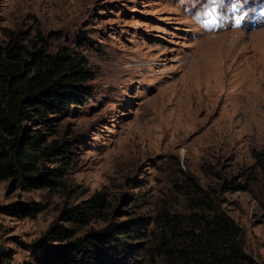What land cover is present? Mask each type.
<instances>
[{"label":"rangeland","instance_id":"374dc122","mask_svg":"<svg viewBox=\"0 0 264 264\" xmlns=\"http://www.w3.org/2000/svg\"><path fill=\"white\" fill-rule=\"evenodd\" d=\"M202 3L0 0V42L20 32L49 54L78 52L93 75L91 97L44 131L45 147L73 144L43 163L66 164L64 175L43 189L0 182L1 263L37 264L50 227L75 229L65 215L99 193L106 207L76 237L140 220L132 263L161 264L163 215L199 214L193 199L207 194L241 229L246 255L264 264V177L253 158L264 149V25L205 27Z\"/></svg>","mask_w":264,"mask_h":264},{"label":"trees","instance_id":"16d2710c","mask_svg":"<svg viewBox=\"0 0 264 264\" xmlns=\"http://www.w3.org/2000/svg\"><path fill=\"white\" fill-rule=\"evenodd\" d=\"M5 36L0 42V182L17 178L29 189L48 188L64 175L66 164L48 169L44 160L64 158L73 144L45 147L44 131L91 97L93 75L78 52L62 49L52 55L20 32ZM253 158L264 177V149ZM193 202L199 214L163 215L155 241L161 264H257L244 252L241 229L213 198L201 194ZM105 207L106 197L98 193L72 208L65 220L75 229L51 226L42 240L50 245L37 246V264H136L128 257L134 255L132 240L144 225L140 220L111 223L76 237L78 228Z\"/></svg>","mask_w":264,"mask_h":264},{"label":"snow or ice","instance_id":"6c2138e0","mask_svg":"<svg viewBox=\"0 0 264 264\" xmlns=\"http://www.w3.org/2000/svg\"><path fill=\"white\" fill-rule=\"evenodd\" d=\"M226 0H203L201 10L197 13L198 21H201L205 27H212L222 20L225 16ZM228 10L233 13L240 11L239 4L235 0H230ZM243 15L240 16V20ZM239 22V21H238Z\"/></svg>","mask_w":264,"mask_h":264}]
</instances>
